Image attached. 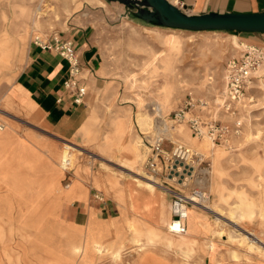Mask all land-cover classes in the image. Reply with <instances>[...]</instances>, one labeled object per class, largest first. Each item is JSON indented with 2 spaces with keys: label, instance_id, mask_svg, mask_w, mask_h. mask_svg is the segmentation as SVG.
I'll return each mask as SVG.
<instances>
[{
  "label": "rangeland",
  "instance_id": "374dc122",
  "mask_svg": "<svg viewBox=\"0 0 264 264\" xmlns=\"http://www.w3.org/2000/svg\"><path fill=\"white\" fill-rule=\"evenodd\" d=\"M122 9L105 0H0V264H264V61L232 110L190 112L238 127L226 144L195 138L184 120L173 121L189 97L214 106L226 61L254 46L249 39L264 37L156 27ZM70 26L92 28L96 71L82 75L88 84L82 126L60 140L17 110L13 84L32 36ZM158 129L167 152L177 141L199 156L187 186L167 183L184 195L194 188L209 194L207 203L189 208L181 236L168 233L170 193L143 162ZM11 134L23 148H15ZM28 151L31 159L52 155L51 164L42 160L41 186L18 176L22 170L31 177ZM10 159L13 175L4 164ZM83 187L91 203L112 208L111 218L91 214L86 225L72 224L61 205L83 200Z\"/></svg>",
  "mask_w": 264,
  "mask_h": 264
},
{
  "label": "crops",
  "instance_id": "0c3cea01",
  "mask_svg": "<svg viewBox=\"0 0 264 264\" xmlns=\"http://www.w3.org/2000/svg\"><path fill=\"white\" fill-rule=\"evenodd\" d=\"M167 1L191 15L206 13H264V0ZM122 12L123 14L125 13V15L130 13V11L126 8L124 9V7ZM252 35L264 37V34L260 33ZM60 36L73 43L80 61L82 75L92 76L96 71L97 58V48L93 41L94 38L92 28L88 26H70L67 27V29L60 34ZM263 41L264 40L257 38L249 39V42L252 43L254 47H258V45L263 44ZM66 69V61L60 58L57 54L52 51H41L29 44L25 63L19 71L13 84V87L16 90L17 99L12 101V104L17 108V110L20 111V113L26 114L36 123L41 124V127L60 140H65L66 138L73 136L75 131L82 126L87 114L86 103L88 101V91L84 97L83 103L75 105L72 103L69 95L66 94L62 88L63 80L66 77ZM83 78L85 79L83 84L87 89V80L85 77ZM19 98L23 99V103H18ZM3 135H6V132L3 133ZM10 137V140L14 144L15 148H23V145L17 142L14 134H11ZM28 152L29 156L27 160L30 161L31 167L28 170H25L29 172L28 175H31V177H25V175H22V170L18 171V176L20 177L21 182L25 185L32 181L38 186H41V181L37 182L36 180H39L42 175V160L51 164L50 159H52V155L48 154L47 158L44 157L42 159H39V157L31 159V153L30 151ZM60 159L61 167L66 169L68 162L66 151L61 154ZM4 164H6L9 173L13 175L14 167L11 159L6 160ZM83 190L86 192V197L83 200L75 198L71 201H65L61 205V207L67 208L72 224L79 227L86 225L89 215L91 214H94L95 219L99 221L111 218L112 208L108 204L102 205L91 203L86 188L83 187ZM147 190L153 194V196L155 195L151 190ZM77 192L79 193L80 190L78 189ZM98 213L100 217H98ZM74 248L76 250L78 249L77 247ZM96 252L100 253V248L96 247Z\"/></svg>",
  "mask_w": 264,
  "mask_h": 264
},
{
  "label": "built area",
  "instance_id": "2783aa9c",
  "mask_svg": "<svg viewBox=\"0 0 264 264\" xmlns=\"http://www.w3.org/2000/svg\"><path fill=\"white\" fill-rule=\"evenodd\" d=\"M175 6V5H174ZM177 7V6H176ZM178 8V7H177ZM30 44L41 51H52L67 63L66 77L63 80L62 88L69 95L75 105L83 103L87 93L85 80L82 76V69L78 55L73 43L64 39L58 33L50 36L34 35ZM264 61V49L258 47H247L239 57L229 58L223 70L224 90L220 99L210 106L209 102L203 99L194 100L191 97L184 102L182 108L174 113L173 121H185L195 138H206L214 144H226L231 135H239L240 131L230 129L225 125H218L214 120H206L202 116L191 110L204 112L222 109L225 112L232 110V106L239 104L246 99L248 90L251 89L253 73L262 65ZM168 140L164 131L157 130L149 139V149L146 153L144 166L146 172L151 177L162 178V184L166 185L167 192L170 193V219L167 226L168 233L172 235H185L187 231L188 210L191 207L202 206L209 200V194L200 188H194L189 195H184L181 190L172 188V184L181 187L184 174L188 165L197 158L195 153L180 142H170V150L164 148ZM184 187V186H182ZM173 190H172V189ZM94 199L102 201L98 194Z\"/></svg>",
  "mask_w": 264,
  "mask_h": 264
},
{
  "label": "water",
  "instance_id": "95a60500",
  "mask_svg": "<svg viewBox=\"0 0 264 264\" xmlns=\"http://www.w3.org/2000/svg\"><path fill=\"white\" fill-rule=\"evenodd\" d=\"M121 4L146 25L191 32L232 31L264 34V13L191 15L167 0H105Z\"/></svg>",
  "mask_w": 264,
  "mask_h": 264
},
{
  "label": "bare ground",
  "instance_id": "6f19581e",
  "mask_svg": "<svg viewBox=\"0 0 264 264\" xmlns=\"http://www.w3.org/2000/svg\"><path fill=\"white\" fill-rule=\"evenodd\" d=\"M157 110V113H158V115H159V117L161 118V116H160V112H159V109L158 108H156ZM206 139V138H205ZM208 144H210V143H208ZM211 145V144H210ZM194 153H195V155H196V160L193 162V163H191V164H189L188 166V168H187V172L183 175L184 176V179H187L186 181H184L183 183H185L184 185H182V184H180L181 185V187L182 186H187L188 185V183L191 181V178H192V175H188V174H193V169H192V165L196 162V161H198V159H199V156H198V154L196 153V151H194V150H192ZM147 153V152H146ZM145 157H146V154H145ZM145 157H144V159H143V162L145 161ZM142 162V163H143ZM134 174L136 175V176H140V174H139V172H134ZM136 180H140L144 185H146V186H149V187H152V188H154V189H156L155 188V186H159L158 184L159 183H157L154 179H152V178H136ZM161 184V183H160Z\"/></svg>",
  "mask_w": 264,
  "mask_h": 264
},
{
  "label": "trees",
  "instance_id": "16d2710c",
  "mask_svg": "<svg viewBox=\"0 0 264 264\" xmlns=\"http://www.w3.org/2000/svg\"><path fill=\"white\" fill-rule=\"evenodd\" d=\"M224 32H227V33H240V32H232V31H224Z\"/></svg>",
  "mask_w": 264,
  "mask_h": 264
}]
</instances>
